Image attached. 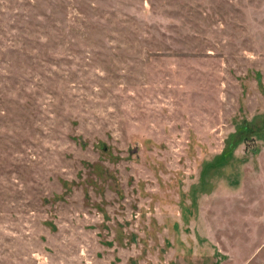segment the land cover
<instances>
[{"label": "rangeland", "instance_id": "obj_1", "mask_svg": "<svg viewBox=\"0 0 264 264\" xmlns=\"http://www.w3.org/2000/svg\"><path fill=\"white\" fill-rule=\"evenodd\" d=\"M0 264H264V0H0Z\"/></svg>", "mask_w": 264, "mask_h": 264}]
</instances>
